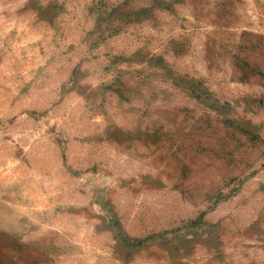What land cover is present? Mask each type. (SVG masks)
<instances>
[{
    "label": "rangeland",
    "instance_id": "rangeland-1",
    "mask_svg": "<svg viewBox=\"0 0 264 264\" xmlns=\"http://www.w3.org/2000/svg\"><path fill=\"white\" fill-rule=\"evenodd\" d=\"M0 264H264V0H0Z\"/></svg>",
    "mask_w": 264,
    "mask_h": 264
}]
</instances>
